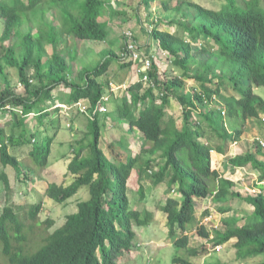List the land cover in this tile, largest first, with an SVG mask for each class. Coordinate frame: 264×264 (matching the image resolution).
<instances>
[{"label": "trees", "instance_id": "obj_1", "mask_svg": "<svg viewBox=\"0 0 264 264\" xmlns=\"http://www.w3.org/2000/svg\"><path fill=\"white\" fill-rule=\"evenodd\" d=\"M155 1L140 0V4L147 9ZM224 1L218 10L185 1L177 2L174 7L163 2L170 17L179 16L175 26L182 29L185 36L159 29L163 24L174 26L171 20L159 23V27L151 25V30L144 31L150 40L148 46L153 38L157 51L169 58L167 69L160 75L158 66L151 60L148 75L155 86L145 87L143 80L131 84L127 90L129 102L121 101L116 110L120 112V119L115 122L125 121L129 132L140 134L138 153L132 156L129 146L122 145L123 150L118 151L115 149L118 144L110 143L115 153L110 161L100 148L102 125L96 113L88 120L86 140L73 143L64 175L73 182L68 186L50 184L44 192L54 203L64 204L86 188L89 199L78 202L76 212L67 215L64 224L53 231L52 220L42 221L38 217L41 201L21 207L6 205L0 214V252L4 257L0 264H116L119 255L132 249L133 228H142L151 220L150 213H138L130 207V180L134 174L142 173L151 175L148 179L155 185L166 183L167 188L175 192V196L166 198L163 205L160 201L158 208L166 215L167 234L176 249L183 248L191 259L197 257L198 250L188 247V238L184 236L185 232L196 231L214 245L234 240L236 259L246 262L263 257L259 264H264V185L255 184L260 194L242 197L233 190L232 181L210 169L211 151L223 154L225 143L239 139L243 130H235L228 139L220 108L208 107V104L217 99L227 115L238 119L243 126L248 120L260 118L264 110V99L256 94V89H264L263 0H245L240 5L236 0ZM41 8L44 15L54 12L60 27L57 29L41 19V24H36V37L31 32L20 33L22 24L29 16L42 11ZM105 9L104 0L0 1V16L4 21L0 36V80L3 83L0 120L10 112L22 129L16 136L12 132L6 135L5 129L0 127V164L11 167L18 178H27L28 173L40 179V170L48 166L56 135L44 136L39 144L34 143V134L26 129L24 121L30 114L37 115L39 120L47 115V109L42 106L52 99L53 90L60 87L68 90L66 107L87 102L94 110L104 93L99 79L106 76L113 63L118 61L120 70L137 71L139 68V63L123 62L120 54L117 56L108 48L95 68L83 69L75 80L68 79L70 60L58 50L60 36L107 42ZM188 17L192 23L185 21ZM13 37L19 39L21 61L17 59L14 45L4 46L5 41ZM133 41L141 46L135 38ZM48 46L51 47L50 55ZM149 47H145V51ZM123 50L122 46L120 53ZM3 64L17 69L22 93H15ZM30 71L32 78L28 75ZM143 75L140 72L141 78ZM222 79H226L236 96L222 97L223 85L219 82ZM189 81L198 84L199 89L187 90L185 83ZM155 92L160 94L159 105L155 103L158 97ZM169 98L180 107L179 116L166 113ZM7 106L21 113L8 111ZM59 108L54 107L57 111ZM29 145L26 163L9 151L11 147ZM257 147L259 152V145ZM227 162L226 167L233 173L251 166L257 173V181H264V159H259L258 154L246 153ZM0 183L7 193L11 192L5 172L0 173ZM140 194L142 197V192ZM228 197L250 205L257 221L240 225L237 218L232 217L224 219L220 229L209 231L201 223L198 226L194 215L195 200L210 199L221 214H226L231 210L230 205H223ZM34 236L38 239L34 240ZM191 259L176 258L172 264H195Z\"/></svg>", "mask_w": 264, "mask_h": 264}, {"label": "rangeland", "instance_id": "obj_2", "mask_svg": "<svg viewBox=\"0 0 264 264\" xmlns=\"http://www.w3.org/2000/svg\"><path fill=\"white\" fill-rule=\"evenodd\" d=\"M106 2V9L104 14V20L107 21V31H108V41L100 43L98 49H113L117 56H119L122 44H123V35L130 34L133 38L136 39L137 44L141 45L140 50L142 55H144L145 47H149L148 43L150 42L149 38L145 35L144 31L151 30V25H156L159 27V23H168L170 20L174 23V26H168L167 24H163L159 27L160 30L174 33L175 31L179 33L181 37L185 36L183 30L179 27L175 26L178 21L179 16L170 17L169 13L165 9L163 2H167L169 7H174L177 2L185 1L191 3H197L204 8L218 10L221 5L225 3L224 0H156L152 2L150 6L145 9L141 4L140 0H104ZM238 5L243 4L245 0H236ZM261 5L264 6V0L261 1ZM38 11V14L35 18L36 21L30 20V16L28 21L22 24L19 29V32L25 34L27 32H31L33 35H37L36 24L43 18H46V21H51L55 25H58V18L54 12H46L44 15V10ZM48 16V17H45ZM186 22L192 23L189 17L184 18ZM45 20V19H44ZM3 19L0 16V36L3 33ZM36 23V24H34ZM150 28V29H149ZM64 41L59 42L61 54L64 56L68 54L69 57H75V54H72V46L74 43V39L70 37L62 36ZM122 37V38H121ZM116 39V41H115ZM151 44L148 48V53L154 57V64H156L159 68V74L165 73L167 69L169 59L166 55L161 54L157 51V46H155V42H153V38H151ZM115 42H114V41ZM109 42L110 45L109 46ZM83 50L81 54H78L75 59L74 70L72 68L69 69V74L73 75V78L68 76V79H74L78 76L79 70H92L95 68L102 60L103 55H97L95 42L84 41ZM95 45H94V44ZM112 43V44H111ZM14 45L16 50L17 59L19 61L22 60L21 50L19 46V39L13 37L11 41H5L4 46L11 47ZM58 46V47H59ZM147 49V48H146ZM156 49V51H155ZM48 55L51 54V47L48 46L47 49ZM123 63V62H122ZM4 71L7 74V78L10 81L12 87L15 88V93H22V86L17 85L18 83V73L17 69L8 68L3 64ZM81 68V69H80ZM110 70L107 75L114 76L120 80L111 79L110 83H108V93H105V96L113 95L114 92H110V84L115 86V92L119 91V97L122 96V100L129 99L127 96V90L129 86L133 83L138 82L134 76H137V71L133 69H123L122 72L119 69L118 61L113 63L110 66ZM140 71V70H139ZM148 71V70H147ZM32 78L33 73L31 71L29 74ZM70 75V76H71ZM1 79V78H0ZM100 82H108L107 76H103L100 79ZM142 80V78H140ZM216 80V79H213ZM36 84V81H34ZM222 83L221 95L222 97L236 96L233 90L228 87L226 79H222L219 81ZM125 85H122L124 84ZM216 83V82H215ZM116 85H122L121 87ZM145 87L148 86L147 83L144 82ZM186 89L191 90L192 88H198V84L194 82H186ZM3 87V83L0 80V88ZM14 90V89H13ZM60 93H68V90L62 89ZM129 94V92H128ZM158 96L155 99L156 104L161 103L160 94L155 92ZM256 94L260 95L264 99V89H256ZM109 96V97H110ZM47 103V102H46ZM87 104V102H86ZM49 105L44 104L42 108H46L47 115L42 119H38L37 115L30 114L25 118L24 125L26 129L34 134L33 140L34 143L39 144L44 136H55V140L52 145V154L48 159V166L46 169L40 170V179H38L33 174H28L27 178L21 176L18 178L15 175V172L11 167H3L0 164V173L5 172L9 180V186L11 189L10 193H7L6 190L3 189V184L0 183V214L3 208L6 205H16V206H29L30 204L37 203L41 201L42 208L39 214V218L42 221L50 219L53 221L54 226L52 231L60 226H62L65 222L66 216L76 212L77 203L81 201H86L89 199L88 192L86 188H82L81 191L68 200L64 204L54 203L52 200L48 199L44 196L45 190L48 188L50 184L64 185L68 186L73 182V179H65V173L67 172V165L71 160V152L73 150L74 144L76 145L78 142L82 140H86V134L88 133V118L86 116L79 117L78 119H71L73 116L70 111L64 112V110H50L48 108ZM60 109V108H59ZM62 109V108H61ZM166 113L169 115L179 116L180 115V107L177 102L169 98ZM63 111V112H61ZM7 113L0 120V127H3L6 131V135L11 134V132L19 136L22 133L21 127L16 125V121L13 114ZM37 114V113H36ZM73 114H76L74 112ZM67 117V118H65ZM76 117V116H75ZM74 117V118H75ZM110 119V120H109ZM109 119L106 121L101 120L102 125V136L100 139V148L106 155V157L113 161L115 153L111 151L110 143H116L119 147L115 146V149L118 151H122L124 147L122 145L129 146V150L131 151V155L134 156L138 153L141 140L140 134L137 132H129V126L125 121H114V114L110 115ZM226 123L229 129H236V127L243 130L242 137L237 141V145L234 148L235 150H230L229 147L225 149L230 154L220 159L219 167L215 168L214 162L215 157L211 158L210 169L216 171L220 175L227 176L228 179H233L234 174H229L228 170L223 167V162L229 158L242 156L246 153L258 154L259 159H264V148H259V140L264 142V110L260 114V118L251 119L245 123L243 126L240 121L236 120L234 123L226 117ZM239 123H238V122ZM235 127V128H234ZM232 134L227 135V138L230 139ZM5 139V138H4ZM74 143V144H73ZM30 150V145L20 148L11 147L9 151L11 154L17 156L24 163L29 161V157L27 156ZM213 155V154H212ZM214 156V155H213ZM212 156V157H213ZM154 168V167H153ZM243 169H238V177L236 181H234L233 190L239 193L242 197H245L251 193L253 187H255L254 181L255 177H257V173L252 170L251 166L242 167ZM157 166L152 169L153 172H156ZM255 175V177H254ZM149 174L142 173L141 175L134 174L131 178V183L129 184V201L130 207L134 211L138 213H150L151 220L149 223L140 228L135 226L133 228L135 232V239L133 240L132 249L129 252L124 253L123 255H119L116 258V264H172V260L176 258L182 259H191V255L189 252L181 249H176L170 238L167 234L166 229V215L158 208L159 202H165L164 199L168 197H174L175 193H172V189L167 188L166 183H160L159 185H155L151 179H148ZM257 182V181H256ZM264 185V181L263 184ZM139 186L141 187L140 191L138 190ZM139 191V192H138ZM140 192H142L143 196L141 197ZM264 192V191H263ZM195 218L196 221L202 223L206 227L207 230L211 229L210 224L208 222H204V218H208L210 215V223L212 229H220L222 227V221L224 219L235 217L238 220L240 225H243L245 222L253 223L257 221V216L253 217V209L250 205L245 203L244 201L232 197H228L227 203L223 205H227L231 207V210L226 214H221L216 206H213L212 201L207 200H195ZM205 201V202H204ZM220 205V206H223ZM160 207V205H159ZM200 214L204 215L202 221L198 218ZM252 216V217H251ZM204 219V220H203ZM38 238L34 236V240ZM234 240H231L227 244L221 246L220 249H217L212 242H208L207 239L200 237L199 235H193L190 240H188V247L196 248L198 250L197 257L191 259L195 264H259L263 259V257L252 258L248 261L238 260L235 257V250L233 248ZM0 261H4V257L0 252Z\"/></svg>", "mask_w": 264, "mask_h": 264}, {"label": "crops", "instance_id": "obj_3", "mask_svg": "<svg viewBox=\"0 0 264 264\" xmlns=\"http://www.w3.org/2000/svg\"><path fill=\"white\" fill-rule=\"evenodd\" d=\"M1 1V0H0ZM38 14V13H37ZM37 14H35L33 17H30V20H34V21H36L35 20V18H36V16H37ZM45 17H48V16H45ZM43 19H45L44 20V22H46V23H51V24H54V23H52L51 21H46V18H43ZM2 24H3V29H4V21L2 22ZM34 24H36V23H34ZM37 24H41V20L40 21H38V23ZM54 26H55V28H59L60 26L59 25H55L54 24ZM37 30V29H36ZM32 34V33H31ZM2 35V34H1ZM33 35V34H32ZM34 37H36L37 35L35 34V35H33ZM61 38H63L62 36H60V38H59V42L61 43V42H63L64 40L63 39H61ZM70 38H72V37H70ZM114 41V40H113ZM115 41H116V39H115ZM114 41V42H115ZM84 41H78V40H76V39H74V43H73V48H72V54L74 55L75 54V57L72 59V57H69L68 56V54H66L65 56H66V58H68L69 60H70V66H71V68L74 70V65H75V59H76V56H78V54H81V51L83 50V43ZM89 42H91V41H89ZM95 43H97V42H95ZM94 44V43H93ZM95 45V44H94ZM123 45V44H122ZM99 46H100V43H97V45H95V47L94 48H96V52H97V55H100V54H103V52L105 51V49H102L101 48V50L100 49H98L99 48ZM6 47V46H5ZM47 49H48V47H47ZM58 49H60V46L58 47ZM64 56V55H63ZM81 69V68H80ZM111 68H109V70H110ZM108 70V71H109ZM126 70V69H125ZM131 70V69H130ZM82 71V69L81 70H79V71H77L78 72V74L80 73ZM123 70H121L120 72H122ZM74 74L75 73H73V75H71V74H69V77L70 78H73V76H74ZM108 74V73H107ZM106 74V76L109 78V82H103V88H104V92L105 93H108V83H110V80L113 78V79H115V81L116 80H119V81H125V80H120V79H118L117 77H116V74L114 73V76H110V75H107ZM71 75V76H70ZM77 78V77H76ZM76 78H74V79H72V80H75ZM134 78H136L137 79V81H140V78H141V76H140V72H137V76L135 75L134 76ZM18 84L17 85H19V81L17 82ZM112 84V83H111ZM122 85H125V83L124 84H122ZM122 85H116V86H119V87H121ZM13 86V85H12ZM113 86H114V84H113ZM15 87V86H14ZM115 87V86H114ZM1 90L3 89V87L2 88H0ZM62 89H64V87H60V88H58V89H55V90H53L52 91V99L51 100H48V101H46L44 104H46V105H49V108H50V110H54V107H60V110H64V112H67V111H70V113H71V115L73 116V118H71V119H78L79 117H83V116H86L88 119H90V113L92 112V110H91V107H89V105H87L86 103H83L82 105H84L85 107H87V108H89L88 110H87V112L86 113H84V114H81V113H79L78 112V108L77 107H73V108H69V107H66V105H64V103H65V100H66V96L68 95V93H67V91H66V93H60L61 91H63ZM110 92H114V94L113 95H108V96H105V94L103 93V97L101 98V101H100V103H99V105L98 106H100V107H102L103 109H104V111H102L101 113H98L99 114V118H100V120H103V121H106L107 119H109V117H110V115H112V114H114V121L115 120H118V119H120L119 117V113L120 112H118V111H116L117 110V108H118V105H119V103L121 102V101H124V102H129V99H124V100H122V99H120V98H122V96L120 95V97H119V94L120 93H118L119 91H117V92H115V91H111L110 90ZM110 96V97H109ZM127 96H129L130 97V95L128 94V92H127ZM61 108H64V109H61ZM59 110V111H60ZM56 112H58V111H56ZM61 112H63V111H61ZM74 112H76V114H73ZM76 116V117H75ZM75 117V118H74ZM65 118H67V117H65ZM84 118V117H83ZM110 120V119H109ZM88 123V122H87ZM138 134V133H137ZM230 147V146H229ZM232 149V151H234L235 149L234 148H231ZM230 149V150H231ZM214 156H213V155ZM230 154V151L228 152L226 149H225V152H224V154H220V153H217V152H212L211 153V158H214L215 159V161L216 162H214V165H215V168H217V167H219V165H220V158L221 157H223V158H226L228 155ZM213 156V157H212ZM227 164H228V162H227V160H225L224 162H223V167L225 168V169H227L228 170V172H229V174H234V178L233 179H229L230 181H232L233 183H234V181H236L237 180V178H239L238 177V170H235L234 171V173H233V170H231V168H228V167H226L227 166ZM221 177H223L224 179H228L227 178V176H225V175H220ZM210 199H207V201L206 202H208ZM205 202V201H204Z\"/></svg>", "mask_w": 264, "mask_h": 264}, {"label": "built area", "instance_id": "obj_4", "mask_svg": "<svg viewBox=\"0 0 264 264\" xmlns=\"http://www.w3.org/2000/svg\"><path fill=\"white\" fill-rule=\"evenodd\" d=\"M123 52L120 53V58L121 60H123V62H128L131 61L134 64H140L139 68L137 69V72H141L144 73L142 80L148 84V86H152L154 87L155 84L153 83V80L151 81V78L148 75V71H150L151 69V60H154V57L151 56V54L148 53V51L144 52V55H142V52L140 50V47H138L136 45V43H134L133 41V37L130 34H124V38H123ZM140 70V71H139ZM148 70V71H147ZM21 86V85H20ZM110 90L113 91L115 90V87L113 85L110 84ZM79 112L81 114H84L87 112V110L89 108L85 107L82 104H78L77 105ZM6 109L8 111H15L17 113H21V111L18 110H14L12 109L10 106H7ZM102 111H104V109L100 106H97L96 109L92 110V112L90 113V119H92V117L96 114V113H101ZM222 114H224V112H222ZM260 145L264 148V142L259 141ZM255 177V175H254ZM257 179L255 177V181L254 184H263V182H256ZM261 193V190L259 188H257L256 186L253 187V189L251 190V193L249 194L250 196H256L258 194ZM210 217H212L211 215L207 218H204V222H208V224H210V227L212 229L211 223H210ZM217 249H220V246L216 247Z\"/></svg>", "mask_w": 264, "mask_h": 264}, {"label": "clouds", "instance_id": "obj_5", "mask_svg": "<svg viewBox=\"0 0 264 264\" xmlns=\"http://www.w3.org/2000/svg\"><path fill=\"white\" fill-rule=\"evenodd\" d=\"M154 63V62H153ZM156 65V64H155ZM159 68V67H158ZM208 107H213V108H216V109H218V108H220V113H221V116L223 117V126L225 127V129L227 130V133L228 134H232L233 135V132L235 131V130H238V129H240V128H238V127H236V129H229L228 128V126H227V123H226V117H227V119L228 120H230V122H232L233 121V123L236 121V120H238V119H232L231 117H229L228 115H227V112H226V109L224 108V107H220V103L218 102V100L216 99V101L215 102H213V103H209L208 104ZM222 112H224V114H222ZM239 121V120H238ZM237 121V122H238ZM239 123V122H238ZM241 123V122H240ZM235 128V127H234ZM243 136V135H242ZM242 136H240V138L242 137ZM240 138L239 139H236V140H234V139H232V140H228L226 143H225V148L226 147H229L230 149L231 148H235L236 147V145H237V141L238 140H240ZM260 141V140H259ZM259 144V147L260 148H263L261 145H260V143H258ZM212 152H214V151H211V153ZM216 152V151H215ZM221 154V153H220ZM224 154V153H223ZM233 158V157H232ZM230 159V158H229ZM228 160V159H227ZM239 169H245V168H239ZM238 170V169H237ZM171 192L172 193H175L174 192V190L172 189L171 190ZM165 200V199H164ZM200 217H201V220L200 221H202V218H204V215L203 214H200ZM199 219V218H198ZM202 224V223H201ZM210 230H213V229H209V231ZM193 235H198L197 233H196V231H188V232H185V234H184V236H186L187 238H188V240H190L191 239V237L193 236ZM217 246H219V245H215V247H217ZM221 246H223V245H220V247ZM240 264V263H239Z\"/></svg>", "mask_w": 264, "mask_h": 264}]
</instances>
